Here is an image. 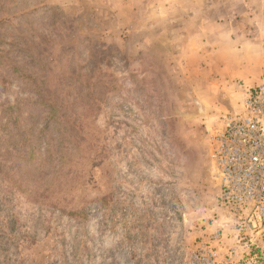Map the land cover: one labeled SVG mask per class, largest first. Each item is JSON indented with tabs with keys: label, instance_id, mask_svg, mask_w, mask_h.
I'll use <instances>...</instances> for the list:
<instances>
[{
	"label": "rangeland",
	"instance_id": "obj_1",
	"mask_svg": "<svg viewBox=\"0 0 264 264\" xmlns=\"http://www.w3.org/2000/svg\"><path fill=\"white\" fill-rule=\"evenodd\" d=\"M6 1L7 12L37 8L0 28L17 31L21 21L52 38L50 82L74 52L75 63L97 64L105 82L80 99L73 122L80 145L51 186L0 192L9 264H190L196 244L225 224L209 132L239 110L246 85L222 89L211 72L194 68L189 36L200 21L220 20L257 40L264 63V0ZM33 99L0 64V102H19L23 116L43 124Z\"/></svg>",
	"mask_w": 264,
	"mask_h": 264
},
{
	"label": "trees",
	"instance_id": "obj_2",
	"mask_svg": "<svg viewBox=\"0 0 264 264\" xmlns=\"http://www.w3.org/2000/svg\"><path fill=\"white\" fill-rule=\"evenodd\" d=\"M6 2L0 0V26L9 17H22L37 9L22 14L7 12ZM49 8L54 9L53 6ZM18 24L13 29L17 31L10 33L0 28V64L30 89L33 101L44 112V123L39 124L30 118L31 115L23 116L19 102H0V185L5 187L4 190L0 187V192L3 198L18 192L31 195L33 191L38 192L41 188L45 191L51 186L62 174L66 159L79 148L80 129L73 122L79 116L74 111L80 99L90 100L95 94L89 90L90 86L97 85L100 90L105 88L100 68L96 73L97 64L89 68L87 64L75 63V52L67 58V68L57 72V80L50 82L52 38L50 40L43 32L36 35L30 24L25 28L21 21ZM61 47L64 48V44ZM83 88L87 90L84 94L81 93ZM101 93L102 96L104 93ZM4 234L0 226V264H9Z\"/></svg>",
	"mask_w": 264,
	"mask_h": 264
},
{
	"label": "built area",
	"instance_id": "obj_3",
	"mask_svg": "<svg viewBox=\"0 0 264 264\" xmlns=\"http://www.w3.org/2000/svg\"><path fill=\"white\" fill-rule=\"evenodd\" d=\"M209 139L225 224L196 244L190 264H264V79L243 87L241 107L224 114Z\"/></svg>",
	"mask_w": 264,
	"mask_h": 264
},
{
	"label": "crops",
	"instance_id": "obj_4",
	"mask_svg": "<svg viewBox=\"0 0 264 264\" xmlns=\"http://www.w3.org/2000/svg\"><path fill=\"white\" fill-rule=\"evenodd\" d=\"M200 23L203 27L191 33L190 49L186 50L191 54L189 62L193 63L192 66L198 70H208L209 74L211 72L213 83L220 82L222 89H234L235 83L240 81L246 86L255 85L263 72L262 45L255 39L235 35L220 20L206 18ZM216 88L212 89L213 96L216 95Z\"/></svg>",
	"mask_w": 264,
	"mask_h": 264
}]
</instances>
